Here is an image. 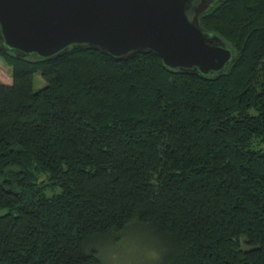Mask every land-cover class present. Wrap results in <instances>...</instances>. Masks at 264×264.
<instances>
[{"label": "trees", "instance_id": "obj_1", "mask_svg": "<svg viewBox=\"0 0 264 264\" xmlns=\"http://www.w3.org/2000/svg\"><path fill=\"white\" fill-rule=\"evenodd\" d=\"M200 26L233 50L225 72L0 42V264H105L94 243L136 223L156 264H264V0H217Z\"/></svg>", "mask_w": 264, "mask_h": 264}, {"label": "water", "instance_id": "obj_2", "mask_svg": "<svg viewBox=\"0 0 264 264\" xmlns=\"http://www.w3.org/2000/svg\"><path fill=\"white\" fill-rule=\"evenodd\" d=\"M217 0H0V42L18 56H62L70 47L124 59L154 53L173 72H225L234 52L203 30Z\"/></svg>", "mask_w": 264, "mask_h": 264}, {"label": "rangeland", "instance_id": "obj_3", "mask_svg": "<svg viewBox=\"0 0 264 264\" xmlns=\"http://www.w3.org/2000/svg\"><path fill=\"white\" fill-rule=\"evenodd\" d=\"M0 79L3 83H13L12 68L0 58ZM47 85L40 73L34 77V90L39 91ZM264 151V144H257ZM118 239H102L94 243L100 258L105 264H156L164 246L160 237L141 224H133ZM93 247V243H92Z\"/></svg>", "mask_w": 264, "mask_h": 264}]
</instances>
